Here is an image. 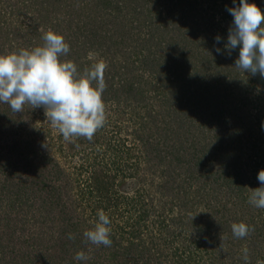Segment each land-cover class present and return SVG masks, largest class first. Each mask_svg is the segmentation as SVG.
I'll list each match as a JSON object with an SVG mask.
<instances>
[{
	"label": "trees",
	"instance_id": "obj_1",
	"mask_svg": "<svg viewBox=\"0 0 264 264\" xmlns=\"http://www.w3.org/2000/svg\"><path fill=\"white\" fill-rule=\"evenodd\" d=\"M3 1L6 2L0 0V3ZM8 1L10 13L14 16L11 21L14 23L16 19L17 25L1 26L5 11L0 7V55L5 51L3 44L8 43L13 48L15 40L22 41L17 45L19 49L42 46V36L52 30L63 35L70 46V51L60 59L74 62L82 74L92 63L84 66L81 62V56L88 48L84 49L83 46L88 41L83 45V42L75 39L78 35L72 32V23H75L79 31L91 30V40L100 37V34L104 36L106 43L102 54L107 56L113 50L112 54H108L112 60L106 61L110 65L105 70L107 87L102 94L105 106L107 96L117 95V91L110 93L113 85L108 82L109 78L120 75L123 81L120 85L129 84L132 89H142V77L150 80L151 85L154 78L157 80L154 87L145 91H152L151 96L160 100L162 105H159L158 111L147 107L146 112L128 116L127 120L134 126L132 138L125 133L121 119H111L108 114L113 112L108 111L107 107V122L90 141L83 137L65 141L58 131L60 148L74 152L89 147L91 151L87 156L89 167L81 171L78 168L81 173L84 171L87 174V178L78 185L80 195L86 198L83 204L85 209L89 208L90 215V218L78 221L83 225L81 230L92 229L98 221V211L103 210L111 221L110 239L115 247L111 245L110 248H116L112 254L118 252L123 257L121 264H150L152 259L159 260L153 264H225L222 250L219 251L215 241L208 244L205 239L207 235L218 239V230L229 231V225L224 222L237 221L236 215L243 207L248 208V221L238 220L237 223H256L258 217L253 216L256 212L248 200L251 189L261 187L257 176L260 170H264V94L251 98L248 93L250 89L241 90L243 92H240L238 103L241 108H246V113H241L240 120L234 123L232 115L238 114L228 109L226 119L218 121L216 113L225 112L224 102L239 93L224 82L230 79L228 74L234 69H230V65L225 67L221 73L227 74L214 78L215 87L207 82L210 79H204V74L200 73L203 69L210 70L209 64L215 61V57L201 60L203 48L208 49V45L215 44L224 48L227 43L230 27L222 24L233 20L227 9L239 5V0H235V5L233 0H13L14 5L11 0ZM248 3L256 4L264 12V0H248ZM65 12L79 13L81 16L66 19L63 17ZM65 30L70 33H65ZM216 36L221 37L219 43L215 40ZM140 39L142 42L138 43ZM95 40L99 44L100 41ZM133 46L144 54L143 59L137 56V50L126 53ZM99 47L103 48V44ZM222 53L218 57L223 56L235 67L239 47L230 56L227 52ZM125 54L128 55L126 60L121 61L120 65L116 64L119 62L115 57L121 59L119 56ZM151 54L155 56L153 61L149 60ZM135 69L147 72L148 77L140 73L134 75L133 81L128 80V71ZM254 81L255 86L251 91L256 89V84H263L264 78L257 73ZM222 83L224 90H217ZM151 106L155 107L153 103ZM125 108L123 106L126 114L129 109ZM114 110L117 111L116 108ZM34 113L39 114L38 110ZM25 115H30L27 105L22 113H14L8 104L0 103V117L6 119V125L3 124L5 128L0 127V170L6 173L3 184L30 187L23 194H29L34 200L42 198L45 190L52 198L57 186L56 183H48L47 176L53 167L59 168V163L52 159L42 141L54 137L51 129L45 130L38 125L30 127L29 122L26 124L23 121ZM243 119L249 120V126L243 127ZM122 121L125 122V119ZM19 122L21 126L15 129ZM211 126L217 134L207 140ZM134 146L141 150L134 152ZM188 153L194 157L187 159L184 154ZM184 157L186 162L183 161ZM142 160L149 162L150 168L153 166V175L158 168L159 172L166 174L169 184L160 185L157 182V187L166 196L163 207L168 209L163 208L160 212V209L147 206L148 203L140 196L133 197L120 189L118 183L127 180V171L138 168ZM56 172V175H60V168ZM68 180L73 179L69 176ZM179 180H182L181 184L177 182ZM183 183L186 185L182 187ZM225 188L229 191L225 200L217 196L215 203H204L210 212L213 208L211 213L205 211L206 215L203 212L200 214L201 211L194 209L195 204L198 205L196 208H202L200 204L205 196L213 192L218 194ZM42 204L45 207L44 200ZM75 207L80 208V203ZM262 211L260 209L259 214L263 215ZM78 236L74 241L79 240ZM119 243L120 247L117 248ZM79 247V242L74 244L75 251ZM171 247L174 253L169 258L166 249ZM119 248H122V252ZM71 254L69 264H75L76 254ZM206 256L208 260H204Z\"/></svg>",
	"mask_w": 264,
	"mask_h": 264
},
{
	"label": "rangeland",
	"instance_id": "obj_2",
	"mask_svg": "<svg viewBox=\"0 0 264 264\" xmlns=\"http://www.w3.org/2000/svg\"><path fill=\"white\" fill-rule=\"evenodd\" d=\"M8 0L3 1L1 4V9H3L5 12V15L3 13L2 20L4 22L1 23V26H11L15 27L17 25V20L14 19V23L12 20V14L11 6L8 5ZM12 5H14V1L11 0ZM11 5V4H10ZM63 17L66 19H71L74 17H79L81 14L79 13H63ZM6 16V17H5ZM20 19V18H19ZM21 20V19H20ZM233 20H228L222 26H226L229 28L232 24ZM73 24L72 32L74 35V32H76L78 35L75 37V39L79 42H86L85 47L87 50H84L82 56H81V62L84 63V66H87V64L96 63L99 60L107 61L109 62L110 59L112 60V56L108 54H112V51H110L107 56L106 54H102L101 52L105 50L104 44L106 41L104 40V36L100 37H93L91 40V37L89 36L91 30L83 32L82 30H78L76 28V24ZM166 26V25H164ZM65 33H70L68 30L64 31ZM101 33V32H100ZM226 36V34L224 35ZM96 39H98L100 42L99 44H96ZM93 41H95V45L93 44ZM16 44H14L13 48L10 47L8 43L3 44V48L5 49L3 55H7L12 52H18L20 49L17 48L18 43H22V41L15 40ZM142 42V39L138 41V43ZM103 44V48L99 47ZM9 45V46H8ZM218 47V45H208L207 48H203L202 52V58L201 60L207 59V57H210L208 59H213L215 57V61L213 64H209L210 70H205L201 75L204 74V79H210L209 82L211 85L215 87L214 78H217L218 76L226 75L227 73H221L223 69H226L225 67L231 66L234 69L232 72H229L228 77L230 79L224 80L225 83L232 86L231 89L239 91L238 94L233 95L231 100H227L224 102V109L225 112L222 113H216L218 117V121H224L226 119L225 115L228 114L227 110L231 109V113L235 112L237 115H232L235 122H238L240 114L246 113V108H241V105L238 103V97L241 98L240 92H243L246 89H250L248 93L250 94L251 98H256L257 95L262 93L264 94V83H258L256 84V89H251L255 86L254 78L255 76L251 75L247 72H242L241 70L234 67L233 63H230L226 59L221 57H218V53L215 54V49ZM222 52H227L225 48L220 47ZM83 50V49H82ZM135 50L139 52V48H136L133 46L132 48H129L126 53H132ZM86 52V53H85ZM214 52V53H213ZM146 54H148V51H145ZM157 53V52H156ZM149 55V54H148ZM148 55H145L146 57ZM89 58H88V57ZM111 56V57H110ZM125 56H119L121 59L115 57L117 59L116 64L121 63V61L126 60ZM137 56H140L143 59L144 54H141L140 52L137 54ZM106 57V59H105ZM236 58L239 57V55H235ZM155 59L154 54H151L149 57L150 61H153ZM114 61V59H113ZM158 64V61L155 62ZM230 63V64H228ZM131 64V63H130ZM110 64H108L109 66ZM117 65V67H119ZM132 65V64H131ZM130 67V66H129ZM234 67V68H233ZM108 68V67H107ZM132 72V73H131ZM128 75V80H132L134 78V75H147V72H141L138 69H135L131 71ZM240 74V75H239ZM236 76V77H235ZM148 77V75H147ZM236 79H235V78ZM122 77L116 76L114 78H109L110 83H112L113 87L111 88L112 91L110 93H115L117 91L116 96H107L108 101L106 103V107L111 112L108 114L111 116L112 120H120V123L122 122L123 128L126 131L125 133L129 134V137H133L131 134V131L134 130V126L132 122L130 123L127 118L130 115H135L138 113L141 114L142 111L146 112L148 110L147 107H152L154 110H159L160 106L162 105V102L154 97H152V91L146 92L145 90L147 88L154 87V84L157 83L156 78H154V81L146 80V78L142 77V89L131 88L129 84L126 86H121L120 84L123 83ZM218 79V78H217ZM134 80V79H133ZM132 80V81H133ZM239 80V81H236ZM147 81V82H145ZM220 91L224 90V84L217 86ZM118 88V89H117ZM243 90V91H241ZM244 94V93H243ZM128 102V103H127ZM153 103V106H151ZM151 104V105H150ZM160 105V106H159ZM123 106H125V109H129L126 114L123 112ZM114 108L117 109L114 110ZM144 109V110H143ZM38 110L39 114H35L34 112ZM234 110V111H233ZM237 110V111H236ZM255 113V110H253ZM108 113V112H107ZM246 116V115H245ZM30 118V121L29 119ZM245 118V117H244ZM122 119H125V122L122 121ZM232 119V120H233ZM255 121V119L253 118ZM23 121H26V124L29 122L30 127L32 126H39L43 127L45 130L51 129V133L54 137V139H50L47 141H42L44 143V148L47 149L48 153H51L52 159H56L59 163V168L61 170L60 175H56V171L59 170V168L54 169L50 171L49 175L47 176V181L56 183L57 191L56 193H53L54 195L52 198L50 197L49 191H46L42 195L44 197L38 198V200H34V198H30L29 194L25 195V191H28L30 187L22 188L19 185L15 186H7L4 185V175L6 174L5 171L0 170V264H69L71 263V253L76 251H83L85 252L90 258L83 262L84 264H121V261H123V257L117 252L116 255L112 254L116 251V248H106L105 246L101 245L99 247L92 245L90 242L85 243L84 237L81 238V235H83V230H81V227L83 225L79 224V220L81 219H88L90 218L89 214V208L85 209V205L83 204L86 200V198L81 194L80 195V185L78 183H81L82 179L87 178V174L81 170H86L88 166L87 162V156L91 153L89 150V147H86L85 149H78L77 151L72 152L71 150H64L62 147L60 148V143L58 142L57 136H58V130L53 128L49 121L47 120V117L45 115V109L43 107L36 108V109H30V115H25ZM243 127L249 126V120L243 119L242 120ZM253 121V122H254ZM6 123V119L3 117H0V127L4 129L5 127L3 124ZM256 123V122H254ZM257 124V123H256ZM6 125V124H4ZM20 125V122L18 125H15L14 128H18ZM13 128V129H14ZM209 135L207 136V140H211L213 136H216L217 131L216 129H213V126L210 127ZM31 130V129H30ZM32 131V130H31ZM46 132V131H45ZM48 135V134H47ZM47 135H43L45 138ZM51 136H49L50 138ZM1 134H0V140H1ZM46 140V139H45ZM190 141V140H189ZM202 146V145H200ZM135 148V146H134ZM88 149V150H87ZM141 150V149H140ZM139 150V151H140ZM84 151V153H83ZM89 151V153H88ZM136 148L134 152H139ZM83 153V154H82ZM144 155V154H143ZM187 159L191 157V154H184ZM91 157V156H90ZM143 157V156H142ZM184 157L183 161H187V159ZM194 157V156H193ZM191 157L190 159H192ZM151 163L154 164V161L152 159ZM182 161V162H183ZM193 161V160H192ZM132 163H134L132 161ZM52 161L50 166H52ZM86 166V168H85ZM181 166L186 167V165H183L181 163ZM80 169V171L78 170ZM153 166L149 167V162L141 161L138 168H131L127 171V180L122 182H117L120 185V189L123 191H126L129 195L133 197L140 196L147 204V206L151 205L154 209H160V212L162 211L163 202L165 200V195L162 192V189L157 187V182L160 183V185H166L169 184L167 182L166 174L163 172H159V168L155 175H153ZM72 177L73 180H68V177ZM55 180V181H50ZM71 181H74V183H69ZM182 181V180H181ZM181 181H177L181 184ZM156 182V183H155ZM85 183V182H84ZM158 183V184H159ZM86 184V183H85ZM186 185V184H185ZM184 183L182 184V187L185 186ZM22 188V189H20ZM26 189V190H25ZM87 191V190H86ZM165 193L169 194L168 191H164ZM187 192V190H186ZM229 191L225 188L217 192H213L205 196V200L201 202L202 208H196L198 207L197 204L194 207L197 211H201L205 214V211H207V214L210 212L209 208L204 205V203L211 202V204L216 202L217 196L221 198L222 200H225V197L228 196ZM87 197V196H86ZM204 197V195H202ZM201 197V198H202ZM45 201V207L42 204V201ZM19 201H22L20 203ZM56 201V202H55ZM31 202H34L30 204ZM80 203V208H76L77 204ZM68 206L69 208H66ZM65 207V208H64ZM169 207L164 208L163 210L168 209ZM246 207H243V210L241 209V212H239L236 217L240 220H247L248 217V211ZM256 213H253V216L258 217L256 219L255 225H252V223H248L249 226H254V231L251 232L248 236L245 238H235L233 236L231 225L233 223H237L235 220H231L228 223H225V225H229L228 228L229 231H223L218 230L219 237L218 239H215L216 237L212 235H207L206 239L208 244H211L212 241H215L216 245L218 246L219 251L222 250V253L225 257V264H244L242 256L243 252L242 250L246 247L249 250V260L250 264H264V225L262 224V219H264V214L261 215L260 209L254 207L253 208ZM213 211V208H211V212ZM210 212V213H211ZM257 213L259 215H257ZM264 213V209L262 211ZM206 215V214H205ZM229 217V216H228ZM232 217H235L234 215ZM240 217V219H239ZM262 217V218H261ZM70 220V221H69ZM69 221V222H68ZM69 223V224H68ZM71 223H74V225H71ZM79 225H76V224ZM169 223V222H168ZM247 224V223H246ZM227 225V226H228ZM223 228V224H222ZM69 233L74 234V236H78L77 241L68 239ZM120 240V238H119ZM124 242L125 239H123ZM79 242L80 247L75 251L74 244ZM220 242V244L218 243ZM66 243V244H65ZM113 247H115L112 244ZM120 247V243L117 246V248ZM68 251V252H67ZM119 251L122 252V248H119ZM124 251V250H123ZM166 253L168 254V257L170 258L173 256L174 248H167ZM1 258H5L2 259ZM204 260H208L207 256L204 257ZM75 264H82L80 261H76L74 259ZM159 260L152 259L150 264L157 263ZM153 262V263H152Z\"/></svg>",
	"mask_w": 264,
	"mask_h": 264
},
{
	"label": "clouds",
	"instance_id": "obj_3",
	"mask_svg": "<svg viewBox=\"0 0 264 264\" xmlns=\"http://www.w3.org/2000/svg\"><path fill=\"white\" fill-rule=\"evenodd\" d=\"M227 11L233 21L225 50L230 56L239 47L235 67L253 76L259 73L264 78V12L248 0H239V5ZM42 39V46L0 55V103L8 104L14 113H22L25 105L30 109L43 107L47 120L65 141L81 137L90 141L107 122L102 94L107 87L105 70L108 65L99 60L81 74L74 62L60 59L70 51L63 35L49 30ZM215 40L219 43L221 37L216 36ZM215 50L223 54L221 48ZM257 179L261 187L251 189L248 202L264 209V170L259 171ZM97 215L94 227L83 233L84 242L111 247L109 216L103 210ZM231 230L233 236L240 239L255 229L239 222L233 223ZM68 239L75 240L74 234L69 233ZM242 252L245 264H250L249 250L245 247ZM89 258L83 251L74 257L82 262Z\"/></svg>",
	"mask_w": 264,
	"mask_h": 264
}]
</instances>
